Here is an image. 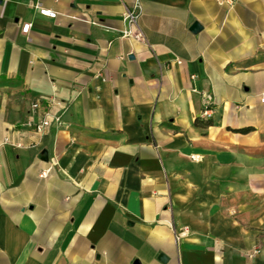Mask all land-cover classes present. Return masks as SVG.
<instances>
[{"label":"crops","instance_id":"crops-1","mask_svg":"<svg viewBox=\"0 0 264 264\" xmlns=\"http://www.w3.org/2000/svg\"><path fill=\"white\" fill-rule=\"evenodd\" d=\"M0 264H264V0H0Z\"/></svg>","mask_w":264,"mask_h":264},{"label":"built area","instance_id":"built-area-1","mask_svg":"<svg viewBox=\"0 0 264 264\" xmlns=\"http://www.w3.org/2000/svg\"><path fill=\"white\" fill-rule=\"evenodd\" d=\"M225 1H231V0H225ZM37 10L41 16L48 17L51 19H54L57 15L56 12H54L50 9H47V8L37 7ZM138 16H139L138 6H133L132 8L125 9V11L123 13V20L128 27L126 29L122 30V33H121L122 37H124V38L132 37L133 32L129 28H131V27H133L135 29L137 28ZM29 29H30V24L25 23L21 27V33L27 34L29 32ZM133 36L135 38L140 37L139 34H134ZM37 106L38 105L36 103H34L32 105L33 109H36ZM204 114H206V112ZM50 119L55 123L60 122V117L58 115H49L48 113H46V114L42 115V117L38 121H36V122L30 121L28 123V125L33 127L37 133H42L45 130V128L49 126L50 121H51ZM40 176L41 177L46 176V172H41ZM169 225L172 229L175 241H179L180 240V234L178 232H176V230L172 224H169Z\"/></svg>","mask_w":264,"mask_h":264},{"label":"trees","instance_id":"trees-1","mask_svg":"<svg viewBox=\"0 0 264 264\" xmlns=\"http://www.w3.org/2000/svg\"><path fill=\"white\" fill-rule=\"evenodd\" d=\"M195 124H203V125H210L211 124V122L209 121V120H206V121H203V120H200V119H196L195 120ZM247 129H239V130H237V131H239V132H244V131H246Z\"/></svg>","mask_w":264,"mask_h":264},{"label":"water","instance_id":"water-1","mask_svg":"<svg viewBox=\"0 0 264 264\" xmlns=\"http://www.w3.org/2000/svg\"><path fill=\"white\" fill-rule=\"evenodd\" d=\"M162 259H163V256H162V255H160V256H159V260H162Z\"/></svg>","mask_w":264,"mask_h":264}]
</instances>
